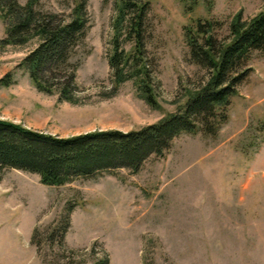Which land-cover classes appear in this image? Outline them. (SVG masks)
Segmentation results:
<instances>
[{"label": "rangeland", "instance_id": "rangeland-1", "mask_svg": "<svg viewBox=\"0 0 264 264\" xmlns=\"http://www.w3.org/2000/svg\"><path fill=\"white\" fill-rule=\"evenodd\" d=\"M116 1L38 0L39 10L64 19L77 3L86 5L78 104L38 92L18 68L35 45L0 47V79L11 73L14 80L0 87V120L62 138L157 123L211 74L190 62L185 27L210 21L215 45H225L236 15L245 24L264 11V0H145L142 64L158 105L152 108L132 81L112 84ZM131 46L123 43L128 53ZM247 68L215 137L181 134L164 157L149 158L135 174L119 170L46 187L35 174L0 170V264H92L104 257L109 264H142L143 257L148 264H264V50L252 52ZM67 207L63 241H48Z\"/></svg>", "mask_w": 264, "mask_h": 264}, {"label": "trees", "instance_id": "trees-1", "mask_svg": "<svg viewBox=\"0 0 264 264\" xmlns=\"http://www.w3.org/2000/svg\"><path fill=\"white\" fill-rule=\"evenodd\" d=\"M37 6L38 0H28L25 5L18 0H0L4 22L0 47L35 45L18 68L26 72L38 92L56 95L58 102L78 104L76 73L82 62L79 50L86 46V5L77 3L67 19L42 12ZM149 7L145 0L116 1L108 66L116 89L132 81L139 97L158 108L148 71L142 64ZM212 29L210 21H197L184 29L190 62L211 74L203 86L190 92L176 113L139 130L93 131L67 138L0 120V170L35 174L41 185L61 187L119 170L135 174L149 158L164 157L181 134L215 137L228 120L231 98L250 71L247 67L252 52L264 50V11L245 24L236 15L230 24L232 38L225 45H215ZM126 41L132 43L129 53L123 48ZM12 84L11 73L0 79V87ZM71 212L72 207L65 209L48 241H63ZM92 264H109V260L104 257ZM142 264H148L145 257Z\"/></svg>", "mask_w": 264, "mask_h": 264}]
</instances>
